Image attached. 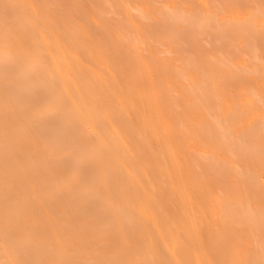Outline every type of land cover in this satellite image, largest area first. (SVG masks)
Masks as SVG:
<instances>
[{"label": "bare ground", "instance_id": "1", "mask_svg": "<svg viewBox=\"0 0 264 264\" xmlns=\"http://www.w3.org/2000/svg\"><path fill=\"white\" fill-rule=\"evenodd\" d=\"M38 10L0 0V264H209L172 250L185 219L170 202L189 196L158 88L139 84L138 70L123 83L87 29L66 11L58 24ZM55 175L61 203L44 188Z\"/></svg>", "mask_w": 264, "mask_h": 264}, {"label": "rangeland", "instance_id": "2", "mask_svg": "<svg viewBox=\"0 0 264 264\" xmlns=\"http://www.w3.org/2000/svg\"><path fill=\"white\" fill-rule=\"evenodd\" d=\"M29 1L54 23L65 16L87 29L90 42L104 45L105 59L121 63L108 73L114 69L129 83L138 70L139 84L158 88L178 143L176 176L189 196L174 194L170 202L185 219L178 227L182 246L172 250L209 264H264V0ZM130 52L137 66L128 63ZM75 168L65 171L75 185L84 183L83 167ZM56 177L44 188L54 192ZM53 195L62 202V194Z\"/></svg>", "mask_w": 264, "mask_h": 264}]
</instances>
